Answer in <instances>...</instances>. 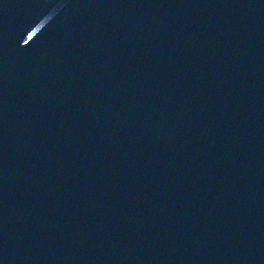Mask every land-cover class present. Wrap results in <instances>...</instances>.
Listing matches in <instances>:
<instances>
[{
  "label": "water",
  "instance_id": "water-1",
  "mask_svg": "<svg viewBox=\"0 0 264 264\" xmlns=\"http://www.w3.org/2000/svg\"><path fill=\"white\" fill-rule=\"evenodd\" d=\"M0 264H264V0H0Z\"/></svg>",
  "mask_w": 264,
  "mask_h": 264
}]
</instances>
